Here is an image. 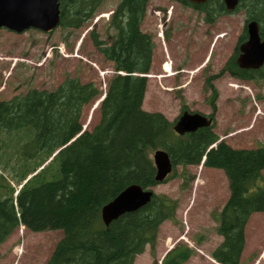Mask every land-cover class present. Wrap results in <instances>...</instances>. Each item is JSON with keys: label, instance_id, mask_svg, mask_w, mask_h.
Returning a JSON list of instances; mask_svg holds the SVG:
<instances>
[{"label": "trees", "instance_id": "1", "mask_svg": "<svg viewBox=\"0 0 264 264\" xmlns=\"http://www.w3.org/2000/svg\"><path fill=\"white\" fill-rule=\"evenodd\" d=\"M149 1L119 0L109 19L114 35L105 41L95 31L90 33L94 46L113 62L114 69L125 72L109 78L98 123L62 148L16 195L8 175L0 174V243L21 223L31 231L61 230L62 237L44 264H133L147 244L154 254L159 227L164 220H174L177 200L154 194L145 206L122 214L108 226L100 217L102 206L131 183L156 184L150 158L154 149L166 150L173 165L198 164L216 135L210 128H201L179 136L161 114L142 110L146 78L136 74L148 72L152 63L151 35L140 29ZM180 2L205 12L210 23L220 13H228L221 0L202 5ZM101 5L102 0H61L59 26L80 28ZM242 8L246 21L259 23L264 39V0H240L234 11ZM245 38L244 27L239 42ZM237 53L236 47L217 76L227 73L264 83V66L240 69ZM164 68L169 70V64ZM212 78L206 84L212 90L214 109L217 92ZM100 93L94 83L66 76L54 90L32 88L0 101V133L23 130L28 135L16 141L18 183L81 130L83 108ZM204 165L222 169L229 182V197L216 228L222 242L212 256L221 264H240L249 216L264 211V143L235 149L220 142L206 152ZM190 255V249L178 246L162 264H183Z\"/></svg>", "mask_w": 264, "mask_h": 264}, {"label": "rangeland", "instance_id": "2", "mask_svg": "<svg viewBox=\"0 0 264 264\" xmlns=\"http://www.w3.org/2000/svg\"><path fill=\"white\" fill-rule=\"evenodd\" d=\"M118 2L104 0L94 18L78 29L57 27L50 33L30 30L16 34L0 28V100L32 88L54 90L66 76L76 77L82 83L93 82L98 90L104 91L112 75V64L95 49L90 30L94 29L100 39L108 40L114 34L109 16ZM205 17V12L176 0L148 2L141 30L151 35L154 49L151 76L147 78L142 103L146 111L160 113L170 122L180 114L182 103L192 112H212L204 78L217 73L233 52L246 13L242 8L219 14L211 23ZM164 63L170 64L176 74L163 76ZM200 66H205L204 70ZM212 83L218 93L214 132L233 147L253 148L262 144L264 83L238 80L226 74ZM98 99L82 110L80 122L88 125V129L99 120V109L94 108ZM27 136L22 130L0 133V174L8 175L15 187L18 182L14 169L20 163L16 141ZM152 154L153 151L150 157ZM215 169L200 170L196 165L183 169L178 165L175 176L151 187L155 194L177 200L176 216L174 221H164L160 226L154 255L146 246L142 254L136 255L133 264L159 261L177 240V245L193 250L185 264H214L208 260V253L221 240L216 232V218L228 193L224 173ZM192 175L193 179L189 180ZM61 236L59 230L31 233L19 226L0 243V264H44ZM245 236L243 264H264V213L250 217ZM250 256L256 259L251 261Z\"/></svg>", "mask_w": 264, "mask_h": 264}, {"label": "water", "instance_id": "3", "mask_svg": "<svg viewBox=\"0 0 264 264\" xmlns=\"http://www.w3.org/2000/svg\"><path fill=\"white\" fill-rule=\"evenodd\" d=\"M202 4L206 0H189ZM239 0H223L226 10L232 11ZM58 0H0V27L22 31L35 27L49 31L59 22ZM247 40L239 46L236 63L241 69H258L264 65V40L259 35V27L252 20L247 24ZM210 120L201 115L184 113L176 125L175 131L184 133L198 127H206ZM155 180H162L171 169L168 155L163 151L154 154ZM151 191H145L137 184H131L120 191L101 209V219L107 226L126 212L134 211L151 199Z\"/></svg>", "mask_w": 264, "mask_h": 264}, {"label": "bare ground", "instance_id": "4", "mask_svg": "<svg viewBox=\"0 0 264 264\" xmlns=\"http://www.w3.org/2000/svg\"><path fill=\"white\" fill-rule=\"evenodd\" d=\"M65 146V145H64Z\"/></svg>", "mask_w": 264, "mask_h": 264}]
</instances>
